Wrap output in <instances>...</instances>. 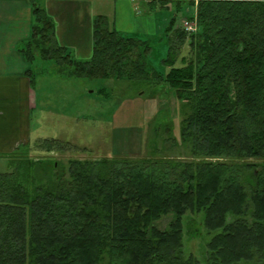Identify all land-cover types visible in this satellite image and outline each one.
I'll return each instance as SVG.
<instances>
[{"label": "trees", "instance_id": "16d2710c", "mask_svg": "<svg viewBox=\"0 0 264 264\" xmlns=\"http://www.w3.org/2000/svg\"><path fill=\"white\" fill-rule=\"evenodd\" d=\"M149 2L194 8L195 32L175 28L176 17L167 28L165 74L148 41L104 16L93 23L92 57L77 60L40 7L25 58L53 60L66 77L168 85L183 118L165 151L181 144L190 158L71 157L65 167L52 153L76 146L59 139L35 145L42 158L15 153L27 162L0 174V264H200L184 253L188 212L213 234L204 264H264V0Z\"/></svg>", "mask_w": 264, "mask_h": 264}, {"label": "rangeland", "instance_id": "374dc122", "mask_svg": "<svg viewBox=\"0 0 264 264\" xmlns=\"http://www.w3.org/2000/svg\"><path fill=\"white\" fill-rule=\"evenodd\" d=\"M149 1L96 0V18L104 15L111 25L116 20L115 27L126 34L137 32L135 37L148 41L153 47L149 55L152 66L165 74L170 69L163 63L169 51L167 28L173 17L177 18L175 28H185L186 23L195 24L188 19L193 15L194 8L183 5L178 9L174 2L169 3V7L162 2L151 5ZM189 51L187 44L183 46L178 64L181 56H188ZM31 66L43 75L34 84L38 107L34 114L35 126L39 136L32 145L35 147L43 139L71 141L76 149L52 153L63 166H67L71 157L190 158L181 144L165 151L163 140L171 135L167 132L173 129V134L178 138L183 118L182 108L168 85L125 79L66 77L60 74L54 61L43 60L40 56ZM29 154L35 160L48 153L34 148ZM24 159L27 158L15 156L3 161L0 163V173H9L25 166L27 161ZM169 221L170 218H163L157 226L163 229ZM183 221L185 256H193L204 264L206 246L213 234L210 235L204 227L201 213L188 212Z\"/></svg>", "mask_w": 264, "mask_h": 264}, {"label": "crops", "instance_id": "0c3cea01", "mask_svg": "<svg viewBox=\"0 0 264 264\" xmlns=\"http://www.w3.org/2000/svg\"><path fill=\"white\" fill-rule=\"evenodd\" d=\"M95 1L0 0V163L24 149L30 148L31 153L35 148L32 142L39 136L35 126L38 107L34 84L43 75L31 66L36 58L34 61L23 58L35 24L34 9L42 8L54 20L58 44L80 60L92 56ZM117 30L127 36L138 35Z\"/></svg>", "mask_w": 264, "mask_h": 264}, {"label": "built area", "instance_id": "2783aa9c", "mask_svg": "<svg viewBox=\"0 0 264 264\" xmlns=\"http://www.w3.org/2000/svg\"><path fill=\"white\" fill-rule=\"evenodd\" d=\"M185 29H186V31H188V32H195V30H196V25H195V24L190 25L189 23H186Z\"/></svg>", "mask_w": 264, "mask_h": 264}]
</instances>
